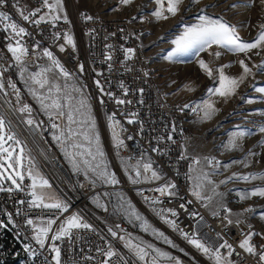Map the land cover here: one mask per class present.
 I'll use <instances>...</instances> for the list:
<instances>
[{
	"label": "built area",
	"instance_id": "built-area-1",
	"mask_svg": "<svg viewBox=\"0 0 264 264\" xmlns=\"http://www.w3.org/2000/svg\"><path fill=\"white\" fill-rule=\"evenodd\" d=\"M76 1L66 0L68 22L61 19L55 23V27L51 24L36 26L24 22L16 8L13 7L18 3L21 9L31 11L40 7L42 0H6L5 4L0 6V12L7 13L12 20L20 23L31 33L22 40V43L29 48V55L25 57V67L37 63L50 66L51 62L42 55V50L46 47L53 52L68 72L74 74L72 77L81 80L88 87L105 124L107 157L116 168L118 178L116 189L125 190L145 215L175 236L191 250L197 260H203L204 264H213L210 259L189 245L179 231L173 230L170 225L160 219L157 213L161 209H175L178 214L176 217L167 212L161 214L174 220L178 229L190 235L195 230L198 235L206 234L211 242L216 240V235L219 233L235 249L234 254L229 257L234 264H260L258 254L252 256L238 247L240 240L248 231V224L252 225L254 232L261 233L252 218L253 211H244L252 209L251 205L247 204L239 208L234 204H225L231 212L225 213L220 207L217 209L219 216H213L212 212L217 210H209L208 202L198 200L191 194L195 186L191 180L189 165H192L193 159L186 150L189 140L193 137L192 133L188 132L187 124L188 118L191 115L197 116L200 111H193L191 105L184 108L182 103L170 98L164 88L155 65V53L145 45V34L153 22L149 8L144 7L140 0H132L127 5L121 4L120 0H101L108 3L109 8L119 11V14L94 17L88 12L76 10L73 3ZM43 11L47 9H42L41 13ZM165 15L168 19L174 17L168 13ZM85 16H90L92 19L86 20ZM56 32L61 33L60 39L54 37ZM64 32L72 35L76 45L75 50L70 45H65L63 52L59 50V45L63 43L62 34ZM7 35L8 33L3 31V25L0 24V73H2L5 91L8 93L7 96L0 93V112L11 120L16 135L25 142L27 152L52 188L60 195V200L68 205V210L64 213L56 212L54 215L50 210L28 208L27 201L32 199L28 194L31 191L28 187L31 180L28 179L24 161L23 190L14 193H0V222L6 225L0 228V264H54L51 259L53 254L48 249L50 243H56L61 248V264H102L104 256L97 249L107 250L109 246L119 255L124 256L129 264H132L129 259L131 253L124 247V242L113 238L108 231L111 228L117 232L118 236L126 237L128 232L126 225L116 220L107 208L100 215H96L87 208V202L97 194L98 187L94 186L84 175L71 173L65 166L55 146V144L58 146L59 142L54 141L51 135L46 136V132L55 131L51 129V122L46 118L34 116L32 112L31 118L35 123L27 125L23 121L29 118L28 114L14 111L23 104H28L30 107L31 104L18 82L19 68L7 51V40L5 39ZM36 42L39 43V47H36L33 52ZM109 45L111 47H107ZM126 48L133 49L131 59H125L123 49ZM109 54L112 59L105 60V55ZM78 65H83V72L77 69ZM145 72L148 75H145ZM9 78L20 90L19 101L14 91L7 87ZM96 81L100 82V87H97ZM121 83L127 89V95L124 94V88L120 87ZM100 88H103V92ZM140 89L143 91L141 92ZM109 92L113 93L112 98L107 95ZM116 98L131 101V103L117 105ZM129 113H136V121L132 124L124 119L129 116ZM113 114L123 129H117L120 139L124 141L120 148L114 146L112 131L109 127L108 116ZM55 123L60 124L57 120ZM169 135L172 136L171 140L168 139ZM129 136L132 137L131 140L128 139ZM153 148H157L158 151L153 152ZM182 153L186 156L185 159L180 158ZM211 158H214L211 168L217 167L215 161L220 160L216 156ZM119 161L126 166V173L122 166L118 165ZM137 161H151L153 168L161 175V179L145 182L143 175L150 176L151 174H143L141 168V182L133 184L128 177L135 178V171L129 166L135 165ZM168 182L176 185V188L170 191H175L177 195L161 196L160 193L153 191ZM145 197L149 200H145ZM156 199L160 203L150 202ZM19 201H25V203L21 204ZM104 203L106 206L105 199ZM182 203L185 208L180 207ZM17 209L20 210L19 214ZM238 212L240 213L235 215ZM192 213L196 215L193 216ZM73 214L79 215L84 222L92 225V229L73 230L71 240L68 238L56 242L47 240L44 249H41L32 239L34 224L31 226L25 224L28 218L35 221L58 216L57 224L53 226L55 230L62 220ZM8 215H11L12 223H8ZM226 215L233 221L232 224L224 219ZM237 220L243 223L237 225L235 223ZM116 225H120V228H116ZM252 243L257 247L258 253L264 250L262 248L264 235L262 233L254 235ZM25 245H29L36 255H30L25 251ZM221 252L226 253L227 249H221ZM89 256L94 259H85ZM110 264H119L118 257H112Z\"/></svg>",
	"mask_w": 264,
	"mask_h": 264
},
{
	"label": "snow or ice",
	"instance_id": "snow-or-ice-1",
	"mask_svg": "<svg viewBox=\"0 0 264 264\" xmlns=\"http://www.w3.org/2000/svg\"><path fill=\"white\" fill-rule=\"evenodd\" d=\"M5 2L6 0H0V6L4 5ZM131 2L132 0H120V3L124 5L130 4ZM191 2L198 3L199 0H191ZM261 2L264 3V0H261ZM183 3L184 0H155L156 8L155 11L151 13V15L157 19L166 20L168 19V16L165 15V13H168L171 16H176L180 11V6ZM13 7L16 8L18 15L24 22H29L36 26L41 24H51L53 27H55V23L61 19H63L66 23L68 22V17L66 15L63 17L60 15V13L64 12L63 0H42L40 7H37L31 11L21 9L18 3L13 5ZM233 7H235V5H233ZM42 9H47V11L43 12V14H40ZM201 12H203V9H201ZM81 15L83 16L84 14L82 13ZM84 18L86 20L92 19L90 16H85ZM0 24L3 25V31L8 33V35L5 37L7 40L6 48L11 54L12 60L15 61V64L19 68L20 79L24 82L29 94L37 102L39 109L46 117H48L49 121L51 122V129L55 130L53 132L52 138L54 141L59 142L61 147L64 149V154L71 160L73 168L80 170L79 165L75 160V156H79L81 157V161L87 171L92 172L98 179H101L107 184H117L118 181L115 175L107 170V165L103 160L104 151L100 145L99 134L95 131V120L91 115V108L87 103V100H77L76 105L78 106L70 104L69 101H71L73 97L67 91V87L65 86V90L62 95H57V93L61 92V87L60 85L51 82L48 76V73L53 72L54 69L58 72L59 76L64 77L66 80L70 79L74 74L68 72L63 67L61 62L54 56L53 52L46 47L43 48L42 55L51 62V65L40 68V70L37 72L27 73V68L25 67V57L29 55V48L24 43H22V40L25 37L30 36L31 33H29L28 30L20 23L12 20V18L5 12H0ZM259 27L260 32L257 37L252 42H245L238 35L235 26L229 25L222 19H213L208 15L201 14L197 17L196 23L185 25L180 35L171 41L174 47L164 58L171 60L176 56L189 54L198 55L200 52L207 50L212 45L221 46L233 54L248 53L253 49H260L264 47V24H261ZM54 37L56 39H60L61 33H54ZM62 38L63 43L59 45V50L61 52L65 51V45H70L75 50L76 45L72 35L69 32H64L62 34ZM36 47H39L38 42H36V44L33 46V52H35ZM107 47L111 46L109 45ZM123 52L126 60L131 59L133 49L126 48L123 49ZM214 55L219 57L221 54L216 52ZM257 55H259V52H257ZM111 59L112 57L110 54L105 55V60ZM198 65L209 78H213L214 70L207 63H205L203 60H199ZM239 65L242 69V74L238 78L225 74L224 69L230 67V64H225L215 69V71L218 73V86L209 88L208 93L212 95H219L221 97H229L234 95L236 89L239 87V84L242 83L245 77L252 72V69L249 68L244 60H240ZM109 67H111V65ZM253 67L257 68L258 71H264V62L259 65H253ZM83 70V65H80V71L83 72ZM3 71H7V69H3ZM144 74L148 75L147 72ZM33 85L36 87H33ZM96 85L97 87H100V82L96 81ZM7 87L14 91L16 99L19 101L20 90L16 87V84L13 83L11 78L8 79ZM46 87L47 92L40 91ZM120 87L124 88V85L121 83ZM185 87L188 91H193V89L187 85ZM100 90L103 92V88H100ZM73 91L80 92L81 90L79 88H73ZM140 91L142 92L143 89H140ZM255 91L264 94V87H257L255 88ZM0 93H3L4 96L8 95V93L5 91L2 73H0ZM124 94L127 95L126 88H124ZM107 95L110 98L113 97V93L111 92L107 93ZM247 102L252 103L253 101L249 99ZM8 103L10 104V102ZM101 103H103V101H101ZM115 103L117 105H123L125 103H131V101H125L124 99L116 98ZM184 107L188 108L189 105L185 104ZM65 109H67V112H65ZM196 110V108H193V111ZM201 110L203 111L202 119H210L213 112L216 111L214 106L207 100L203 101ZM14 111L28 114L29 118L23 121L25 124L32 125L35 123V121L31 118L33 110L28 104H23L21 107L14 109ZM128 115L131 118L128 119L127 123H134L136 113H129ZM65 117L67 119V124L63 127H61L60 124L55 123L56 119H63ZM108 120L110 121L109 127L112 131L114 146L116 148H120L124 144V141L120 139V134L117 131L118 128H121L120 122L115 119V114L108 116ZM73 125H76L77 127L74 128ZM142 127L143 126L141 125V128ZM121 130L123 129L121 128ZM259 132L264 133V126L259 128ZM253 134L254 133L250 130L240 129L237 127L236 131L228 133L229 139L223 146L229 151L236 149L239 147L237 143L239 140ZM77 137H80L86 141L88 146L85 147L83 143L76 139ZM128 139L131 140L132 137L129 136ZM168 139L171 140L172 136L169 135ZM66 142L68 143L65 147ZM260 143L264 144V141H261ZM25 148L26 145H22V142L17 138L11 120L7 119L3 112H0V193H14L23 190L22 185L25 180V173L21 171L23 167L22 161L28 159L29 164L32 165L27 171L28 179L31 180V184L28 185L31 191L28 194L32 197L31 200L27 201L28 208H42L44 210H50L53 211L54 215L56 212H66L68 210V205L62 200L47 195L43 191H37V188L45 189L51 187V185L49 184L48 180L40 176L38 172H33L35 165L32 163L31 158L25 155ZM68 149H83V151L72 152ZM152 151L156 152L158 149L153 148ZM251 154V151H249V155ZM85 156H88L91 159H84ZM180 158L185 159L186 156L182 153ZM204 160L207 162V164L212 165L214 158L205 157ZM237 162L238 161H233V163ZM193 164H200V160L198 158H194ZM215 164L217 167H219L221 162L215 161ZM244 166L247 167L248 165L245 163ZM129 167L133 168L135 171V178L132 176L128 177L133 184L141 182V168L143 169V174H151L150 176L143 175V180L145 182L161 179V175L153 168L151 161H137L135 165H130ZM224 167L226 168L228 165H224ZM189 170H193V165H189ZM85 175H87V172ZM234 178L245 182L264 180V171L259 173H250L243 176H237L236 174H233V176L221 181V183H227ZM196 180L197 182L191 194L198 200L206 199L211 201L212 197H203L201 195V190L204 186L203 181L206 180L207 183H212V181L208 179V173H202L200 176L196 177ZM6 181L10 182L7 187L5 186ZM175 188L176 185L174 183L168 182L153 189V191L160 193L161 196H175L177 193L175 191H170L171 189ZM213 192L215 195H223L222 193H216L215 187L213 188ZM237 195L239 196L240 200L250 199L251 197L264 198V186H256L250 191H238ZM145 200H149V198L145 197ZM150 202L153 204L160 203L158 199L151 200ZM19 203L23 204L25 201H19ZM97 206L103 207V205L99 204L98 202ZM205 206H207V204ZM129 207H131V205H129ZM180 207L185 208V205L182 203L180 204ZM220 207L223 208L225 213L231 212V210L223 204H221ZM19 211L20 210L17 209L18 214ZM244 211L252 212L253 210L249 208L245 209ZM164 212L170 213L171 216L176 217L178 214L175 209H161L157 214L164 223L170 225L173 230L179 231L182 238L185 239L189 245L193 246L203 256L210 259L213 264H234V261L230 260L229 257L234 254L235 249H233V245L220 236L219 233L216 235V240L211 242L210 238H208L206 234L198 235L195 230L190 235L184 232L182 229H178L174 220L168 219L165 215L161 214ZM219 214V210L212 212L213 216H219ZM131 215L135 217L136 221L140 222L139 226L143 231H149L150 226L148 225L147 221L137 214L134 209L132 210ZM191 215L195 216L196 214L192 213ZM259 215L260 219L264 220V212H261ZM58 219V216L55 218L49 217L47 219H42L40 224L33 228L34 235L32 239L36 242V244L39 245L41 249L45 248V242L47 240L52 242L61 241L65 238L71 240L73 230L92 229V225L84 222L79 215L73 214L72 216H68L62 220L58 227L54 230L53 226L57 224ZM224 219L228 220L229 224L233 223L232 220L228 219L227 215L224 217ZM201 220H203L202 217ZM8 223H12L11 215H8ZM235 223L240 225L243 223V221L237 220ZM25 224L31 226L34 224V221L33 219L28 218L25 220ZM4 227H6V225L3 222H0V228ZM247 227L248 231L244 235L243 239L240 240L238 247L252 256H256L258 254L260 264H264V250H261L258 253L257 247L252 243L253 236L261 235V233L254 232L252 230L251 224H248ZM116 228L119 229L120 225H116ZM108 231L113 238H117L124 242V247L129 249L130 253L135 258L132 261V264H136V261L142 262V264H160L161 260H167L170 262V264H183V261L179 257L173 256L169 252L155 247L150 242L143 240L134 242V239L138 238H133L131 233H128L126 238L124 235L118 236L117 232L113 231L111 228H109ZM121 231H123V229H121ZM50 233L51 235L49 236ZM151 233L156 239L162 238L163 242L169 245L171 248L178 249V251L182 252L185 256L189 255L184 251V249L178 248V246L171 239L165 236L163 232H160L156 229H151ZM262 248H264V246H262ZM48 249L53 254L51 259L54 261V264H61V248L56 243H50L48 244ZM221 249H227V252L222 253ZM25 251H27L30 255H36V252L29 245H25ZM97 251L104 256L102 264H110L112 257H118L119 264H129V261L124 256L119 255L118 252L114 251L111 246H109L107 250L98 248ZM85 259L91 260L94 258L89 256L85 257Z\"/></svg>",
	"mask_w": 264,
	"mask_h": 264
},
{
	"label": "rangeland",
	"instance_id": "rangeland-1",
	"mask_svg": "<svg viewBox=\"0 0 264 264\" xmlns=\"http://www.w3.org/2000/svg\"><path fill=\"white\" fill-rule=\"evenodd\" d=\"M73 3L76 10L88 12L94 17L102 15L117 16L119 14V11L109 8L108 3L101 0H77ZM142 3L144 7L149 8L150 13L155 11V0H144ZM63 5L64 12L60 13V15L62 17L64 15L68 17L66 0H63ZM233 5H235V7H233ZM201 9H203V12H201ZM43 12L40 14H43ZM201 14L208 15L213 19H222L229 25L235 26L237 33L242 40L245 42H252L260 32L259 26L264 24V3H262L261 0H199L198 3H192L191 0H184V3L180 6V11L172 19H157L153 16L154 23H152L154 26L145 34V45L148 49L155 53V65L158 69L160 77L162 78L164 88L170 98L182 103L183 106L185 104L191 105L193 108H196L197 111H200L197 116L191 115L188 118V132L192 133L193 138L189 140V149L187 148L186 151L188 154L190 151H192V153L194 151V153H198L197 155H201L197 157H199L198 159L200 160V164H204V142L205 144L208 142V145H211L212 147V152L207 157L211 158L216 156L221 162L219 167L211 168V165H209V179L212 183L209 184L211 189L209 190L207 197H214L213 201L212 199L211 201L206 199L204 200L208 203L212 202L210 208H214L216 205L220 206L221 204H234L235 207L242 208L244 205L250 204L253 209L252 218L257 228L264 235V220L260 219L259 215L261 212H264V198L251 197L250 199L240 200L237 195L238 191H250L256 186H264V180L245 182L234 178L227 183H221V181L233 176V174L243 176L250 173H259L264 171V144L260 143L261 141H264V133L259 132V128L264 126V94L255 91V88L257 87H264V71H258L257 68L253 67V65H259L264 62V47L260 49H253L248 53L233 54L221 46L212 45L210 48L200 52L198 55L189 54L176 56L171 60L165 59L164 57L167 56L168 52H170L174 47L171 41L180 35L185 25L196 23L197 17ZM216 52H219L221 55L219 57L215 56L214 54ZM257 52H259V55H257ZM199 60H203L214 70L213 78H209L200 69L198 65ZM240 60H244L249 68L252 69V72L245 77L242 83L239 84L235 94L229 97L209 94V88L218 86V73L215 69L221 67L222 65L230 64V67L224 69L225 74L238 78L242 74V69L239 65ZM43 67H48V65L44 63L33 64L32 66L26 67L27 73L37 72ZM77 69L80 71V65L77 66ZM48 76L51 82H54L61 87V92L57 93V95H62L65 90V86L67 87V91L73 97V99L69 101L70 104L76 105V101L79 99L87 100V103L91 108V115L95 120V131L99 134L100 145L104 151L103 160L107 165V170L113 173L118 181L116 168L107 157V142L104 129L105 124L88 87L85 86L81 80L74 77L66 80L64 77L59 76L56 70L48 73ZM17 79L29 98V103L31 104L34 116L42 119L46 118V120L49 121L48 117H46L39 109L35 99L27 91L24 82L20 79L19 73L17 74ZM186 85L192 88L193 91H188L185 87ZM33 87L36 86L33 85ZM73 88H79L81 91L75 92L73 91ZM40 91L47 92V87ZM207 98L208 100L214 99L215 102L213 105L216 111L208 120L211 125L206 126V130L204 131V119H202L203 111L201 108L203 106L204 99ZM249 99L253 102L248 103L247 101ZM217 102L219 103L218 108L216 106ZM65 112H67V109H65ZM129 118L131 117L126 116L124 119L127 122ZM56 120L60 123L61 127L67 124L66 117ZM73 127L75 128L77 126L73 125ZM237 127L240 129L250 130L254 134L239 140L237 142L239 147L229 151L223 145H225L229 139L228 133L236 131ZM53 132L54 131L46 132V136L48 137L51 135L52 138ZM17 138L22 142V145H26L21 138L18 136ZM76 139L83 143L85 147L88 146L87 142L82 138L77 137ZM67 143L68 142H66L65 147L67 146ZM55 146L57 147L59 157L71 173H80L84 175L94 186L99 188L97 190V194L86 204L87 208L91 212L96 215H100L102 211L107 208L116 220L121 221L126 225L128 229L127 234L131 233L133 238H138L134 239V242H138L139 240L150 242L155 247H158L163 251H167L173 256L179 257L183 261V264H204L203 260H197L191 250L183 245L175 236L155 224L149 216L145 215L125 190L116 189L118 187V183L115 185L107 184L101 179H98L92 172L87 171L81 161V157L79 156H75V160L78 163L80 170L74 169L71 160L65 156L64 149L61 145L59 144L57 146L55 144ZM26 148L25 155L30 157L32 163L35 165L33 172H38L40 176L46 179L39 170L37 164H35L31 155L27 152ZM190 148L192 150H190ZM68 150L72 152L83 151V149ZM249 151H251V155H249ZM84 159L90 160L91 158L85 156ZM24 161L26 163L25 169L28 171V169L32 166L29 164L28 159L22 161L23 167L21 171L24 170ZM233 161L238 162L233 163ZM245 163L248 165L247 167L244 166ZM118 165L122 166L125 173L127 172L125 170L127 168L123 162L119 161ZM192 165L194 173L195 170L198 171L196 173L200 172V175L202 173H207L204 169V165H202L200 169H198V167L196 169L195 166H198L199 164H193V160ZM224 165H228V167L225 168ZM86 172L87 175H85ZM9 183L10 182L6 181L5 186L7 187ZM214 187L216 193H222L223 195H215L213 192ZM99 190H101L100 193L98 192ZM37 191H43L45 194L58 199L61 198L52 186L45 189L37 188ZM104 199L106 201V206ZM97 202L103 205V207H98ZM129 205H131V207H129ZM133 209L147 221L150 226L149 231L145 232L140 228V222L136 221L135 217L131 215ZM239 213L240 212L235 213V215H238ZM40 222L41 219L35 220L34 227L39 225ZM151 229L163 232L165 236L171 239L178 246V248L184 249V251L189 255L185 256L182 252L178 251V249L171 248L163 242L162 238L156 239L155 236L152 235ZM129 259L132 262L135 258L131 254ZM136 264H142V262L136 261ZM160 264H170V262L167 260H161Z\"/></svg>",
	"mask_w": 264,
	"mask_h": 264
},
{
	"label": "crops",
	"instance_id": "crops-1",
	"mask_svg": "<svg viewBox=\"0 0 264 264\" xmlns=\"http://www.w3.org/2000/svg\"><path fill=\"white\" fill-rule=\"evenodd\" d=\"M144 0H140V2H141V4L143 5V2ZM155 18V17H154ZM154 18H153V20H154ZM153 23H154V21H153ZM152 23V26L150 27V28H152L153 26H154V24ZM150 30V29H149ZM205 100H207V101H209L212 105L214 104V99H212V100H208V98L207 99H204V101ZM218 102L216 103V106H217V108L219 107L218 106ZM214 106V105H213ZM215 108V107H214ZM213 114H214V112H213ZM209 119H204V131L206 130V126H208V125H211L210 124V122L208 121ZM214 121V120H213ZM207 144H205V142H204V147H205V150H204V158L205 157H207V156H209L210 154H211V152H212V147H211V145H208L209 143L208 142H206ZM207 145V146H206ZM188 149H189V147H188ZM190 150H192L191 148H190ZM198 153H194V151H193V153H192V151H190V153H189V155L192 157V159H194V158H199V157H197V156H201V155H197ZM202 165H204V169H205V171H207V173H208V179L210 178V169H209V164H207V162L206 161H204V164L203 163H201V164H199L198 166H195L196 167V169H197V167H198V169H200L201 167H202ZM211 171H213V170H211ZM196 172H198V171H196L195 170V173ZM194 173V169L191 171V180H192V183L194 184V186H195V184H196V182H197V180H196V176L197 175H200V172L199 173H196L195 174ZM195 174V175H194ZM203 188H202V190H201V195L203 196V197H207V194L209 193V190L211 189L210 188V185H209V183H207V181L205 180V181H203ZM214 197V196H213ZM213 197H212V201H213ZM211 203L212 202H210L209 203V210H217L218 208H220V206H218V205H216L214 208L212 207V208H210V205H211ZM220 203V202H219Z\"/></svg>",
	"mask_w": 264,
	"mask_h": 264
},
{
	"label": "bare ground",
	"instance_id": "bare-ground-1",
	"mask_svg": "<svg viewBox=\"0 0 264 264\" xmlns=\"http://www.w3.org/2000/svg\"><path fill=\"white\" fill-rule=\"evenodd\" d=\"M99 189V188H98ZM98 192H101V190H99Z\"/></svg>",
	"mask_w": 264,
	"mask_h": 264
}]
</instances>
